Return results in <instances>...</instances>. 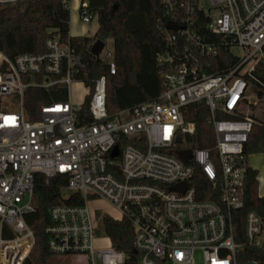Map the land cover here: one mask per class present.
Listing matches in <instances>:
<instances>
[{"label":"built area","instance_id":"2783aa9c","mask_svg":"<svg viewBox=\"0 0 264 264\" xmlns=\"http://www.w3.org/2000/svg\"><path fill=\"white\" fill-rule=\"evenodd\" d=\"M26 1L0 0V7ZM161 1L165 49L156 66L164 90L115 117L107 110L102 75L87 92L92 122L80 121L70 87L83 64L70 37L49 36L44 53L11 57L0 49V264H29L36 237L26 216L35 211L37 173L65 176L67 190L84 199L49 209L51 255L124 263V252L100 233L99 217L90 209V200L99 198L120 213L110 217L132 223L139 264H264V213L243 212L251 167L244 149L255 122L244 109L250 104L245 93L264 86L253 73L264 52V0ZM78 13L82 22L98 18L86 0L79 1ZM169 22L180 28H168ZM197 23L237 56L223 73L207 71L218 47L195 31ZM100 58L111 74L118 72L113 52L104 47ZM59 84L67 87V98L42 104L39 118L30 119L26 90ZM199 101L212 117L211 147L192 146L197 126L186 114ZM126 138L137 145L121 146ZM189 149L191 157L182 160L179 152ZM97 240L106 245L96 248Z\"/></svg>","mask_w":264,"mask_h":264},{"label":"trees","instance_id":"16d2710c","mask_svg":"<svg viewBox=\"0 0 264 264\" xmlns=\"http://www.w3.org/2000/svg\"><path fill=\"white\" fill-rule=\"evenodd\" d=\"M71 0H28L18 5L0 7V49L14 57L21 53H44L45 41L59 34L63 38L70 37L75 52L82 58L83 66L78 69L74 80L81 81L92 91L96 80L106 75V105L111 117L118 112L132 109L135 105L155 100L164 90L162 72L156 66V57L165 49L160 24L164 21V6L161 0H86L91 11L97 14L99 26L94 36L70 35ZM84 1V0H83ZM116 6V7H115ZM198 34L207 36L218 47V54L209 63V73H223L237 62L221 37L213 36L198 23L194 25ZM53 30V31H52ZM138 36L139 44L154 59L153 68H146L136 58L133 37ZM122 36L121 55L114 54L118 72L111 74L107 62L97 59L91 53V46L96 39L106 41ZM136 55V56H135ZM254 75L264 82V60H260L253 71ZM259 97L264 96V86L255 84ZM67 87L59 84L49 89L30 87L25 92V107L30 119L39 118L40 106L50 100H65ZM90 93L77 111L82 123H91L89 111ZM217 118H225L222 113ZM186 119L196 122L197 131L193 137V147H211L215 137L212 117L205 101L189 105ZM119 144H133L134 139L126 138ZM244 153H264V122L255 120ZM205 182V181H204ZM67 178L56 175L47 178L42 173L35 176L33 204L35 211L26 216L33 229L36 244L31 253L29 264H45L50 258L46 226L51 222L49 209L54 204H84L82 195L66 188ZM258 172L250 167L245 178L243 189L245 207L243 212L255 210L264 213V195H259ZM66 195V196H65ZM100 233L111 237L116 250L125 254L123 264H139V254L134 253V228L124 218L115 220L108 214L99 215Z\"/></svg>","mask_w":264,"mask_h":264},{"label":"rangeland","instance_id":"374dc122","mask_svg":"<svg viewBox=\"0 0 264 264\" xmlns=\"http://www.w3.org/2000/svg\"><path fill=\"white\" fill-rule=\"evenodd\" d=\"M80 0H71L70 1V30L75 34L82 35H94L96 29L98 28V20L97 18H93L90 22H82L79 18L78 6ZM134 45L136 46V50H139L136 53V58L142 63L146 68H153L154 59L148 53V51L142 48L138 41V36L135 33L134 37ZM106 51H111L117 56L121 55V47H122V36L118 35L115 38H110L105 41ZM236 55L240 54L239 48H233L232 50ZM71 98L75 105V107L80 108L85 100V95L88 92V87L85 86L84 83L78 80H73L70 87ZM246 98L250 103L257 100V92L255 89L249 87L245 93ZM259 100L256 105L253 106L252 113L256 119H261L264 122V97ZM248 163L258 172L259 179V193L264 195V153H255L250 154L248 157ZM90 209L93 211L95 218L97 219L100 214H109L114 217L120 216V213L107 201L103 199H91L89 202ZM106 243L103 240H97L96 248L101 246H105ZM45 264H87L85 261L79 262L77 257L75 256H64V255H52L47 260Z\"/></svg>","mask_w":264,"mask_h":264},{"label":"water","instance_id":"95a60500","mask_svg":"<svg viewBox=\"0 0 264 264\" xmlns=\"http://www.w3.org/2000/svg\"><path fill=\"white\" fill-rule=\"evenodd\" d=\"M167 26H168V28L174 29V30H178L180 28V26L176 25L173 22H169ZM105 46H106V43L104 40L96 39L95 42L91 46V53L97 59H100V53L104 49ZM118 153H119V148H118V146H115V148L112 152V156L115 157L118 155ZM191 154H192V151L190 149L189 150H182L179 152L180 158L184 161H187L191 157ZM175 188H179V186H176ZM134 253L138 254V250L134 249Z\"/></svg>","mask_w":264,"mask_h":264},{"label":"crops","instance_id":"0c3cea01","mask_svg":"<svg viewBox=\"0 0 264 264\" xmlns=\"http://www.w3.org/2000/svg\"><path fill=\"white\" fill-rule=\"evenodd\" d=\"M99 26V25H98ZM97 30V29H96ZM96 32V31H95ZM70 35H72V36H74V35H82V34H75V33H72L71 32V30H70ZM95 34V33H94ZM83 36H90V35H83ZM92 36H94V35H92ZM262 59L264 60V52H263V56H262ZM254 89V88H253ZM258 95V94H257ZM264 97V96H263ZM262 98L261 97H259V96H257V100L256 101H254V102H252V103H250V104H248V105H246L245 106V111H247V112H249L250 113V115L254 118V120H260V121H262L260 118L259 119H256L254 116H253V113H252V109H253V106L254 105H256V103L259 101V100H261ZM259 180V179H258ZM260 195H263V194H260Z\"/></svg>","mask_w":264,"mask_h":264}]
</instances>
